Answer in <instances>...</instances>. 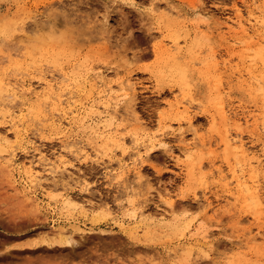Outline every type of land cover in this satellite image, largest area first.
<instances>
[{"label":"rangeland","instance_id":"obj_1","mask_svg":"<svg viewBox=\"0 0 264 264\" xmlns=\"http://www.w3.org/2000/svg\"><path fill=\"white\" fill-rule=\"evenodd\" d=\"M254 1L232 0V4L239 6L246 16L249 8L262 3L264 5V0L253 3ZM53 2L54 0H0V4L10 5L6 11L11 14L14 21L23 20L29 15L34 16L42 12L44 6ZM159 2L163 3L165 0H159ZM188 2L196 4L199 0H188ZM216 2L217 0H213V3ZM219 2L223 4L225 0H219ZM11 5L18 6L12 7ZM236 8L222 7L210 13L208 9H205L204 12L191 16L185 12L183 18L179 16L162 17L154 22L155 27L150 29V35L144 36L146 41H151L154 44L152 55L154 62L148 66V72L137 73V80L144 83V90H134V92L139 91L142 97L138 106L140 111L145 109V101L154 109V112L148 114L146 128H141L139 123H132L129 119L127 123H130L131 127L125 131L123 120L112 119L109 115L99 118L97 116L100 110L99 98H96L93 126L96 122L104 120L113 127L119 128V132L124 136L122 140L110 141L98 149L93 148V142L96 143L98 139L91 131L92 124L87 122V118L92 115L91 107H85L69 116L76 120L74 127H67L70 137L49 127L45 135L56 137V139L41 141L35 138L36 144L42 145L45 149L43 159L34 152L30 154L13 153L14 161L10 165L8 155L0 157V205L7 204L8 208L7 211L0 209V242L7 245L11 241L21 245L8 252L0 248V264L32 262L43 257L49 248L56 245L57 241L59 242V256L66 260H72L73 264H76L73 258H84L85 253L82 250V245L88 244L89 241L96 245L101 243L105 245L118 244L122 249L132 247L126 243L127 238L122 235L123 232L138 240L154 241L158 250L163 252V258L175 260L177 264H182L186 259L184 253L188 250H194L197 253L203 250L207 251L209 255L215 253L214 259L219 264H259L262 259L260 250L264 248V236H258L257 233L260 228H264V214L254 215L253 207L245 198H240L237 192L234 195L231 193L236 189L233 169H237L239 172L242 166L237 161L238 158L226 149L222 138L223 132L230 130L229 132L235 133L237 129L235 124L231 123L232 126H230L223 122L217 104L218 100H223L227 109H231L229 111L231 113H233L232 111L241 113L244 110L261 112L260 109L264 108V96L252 92V95L249 94L247 87H243L246 85L239 81L249 77L248 70L263 72L264 65L250 63L249 61L252 60L248 59L247 53L250 49L245 47L246 44L236 42L231 36L235 32L229 33L227 25L228 22L232 23L230 17L235 16ZM3 16L4 13L0 12V19ZM205 21L213 26L214 32L205 26ZM173 40H178V45L173 44ZM111 41V35H106L104 31H98L88 37L87 44L76 38L77 46L73 48L70 44L63 53L67 71L72 79L91 84L89 78L99 76L95 72V65L103 61L105 67L108 68L106 76L112 81L122 80V65L116 59V53H110ZM157 41L158 43H156ZM243 52L245 55L242 54ZM169 57V60L182 62L188 66V69L184 68L187 83H183L182 79L179 80L180 76L173 71L169 65L170 62L167 65ZM214 57H217L216 61H220V66L212 65L216 62ZM26 69L27 64L25 63L24 68L20 70L21 77ZM113 73L115 74L113 75ZM238 74L241 75L240 79H237ZM4 77L3 82L9 80L7 75ZM219 77L222 80V87ZM99 78L103 79L104 77ZM16 80L18 79H12V82ZM154 80L172 85V87L162 88L158 92H150L149 89ZM19 82L24 84L23 79H19ZM28 86H32L30 82ZM113 86L115 87V85ZM115 90L120 91L119 88ZM118 99L120 98L109 93L108 97L104 98V102L110 104L111 110L114 111ZM180 101L189 106V115L192 116L193 122L190 124L193 130H189V122L185 121L186 119L179 120L182 115L180 111L184 108L181 104V109H177V103ZM156 104L160 105L159 109L155 108ZM9 106L17 114L15 107ZM60 108H64L66 111L63 104ZM161 110L164 111L162 117L159 115ZM212 113L216 117H212ZM154 114L155 119L152 118ZM4 125H13L15 128H19L21 141L27 140L31 135L32 124L29 120L24 124L25 126L17 127L10 116H0V127ZM229 127L231 128L228 129ZM157 128L162 129L159 138L149 143L155 147L157 159H161L165 155L164 150L159 148V143L171 145L175 141V147H173L175 159L170 165L173 169V176L170 178H175L177 181L181 179L189 181L194 188H198L203 183L207 191L201 190L198 193L202 196L200 201L181 202L177 200L180 207H177L176 204L167 206L162 204L161 209H155L149 204L138 206L139 200L135 195L136 186L132 178L137 174V170L143 171V166L137 168L135 156H131V153H128L131 159L122 156L121 148L123 145L132 146L133 137L127 134L129 132L134 135L139 134L141 144L138 147L143 148L142 141L147 133H156ZM163 129H171L173 134L168 135ZM182 129L183 131H181ZM241 130H243V136L251 155H261L259 151H256V146L260 141H264L263 124L244 122ZM251 132L255 136H251ZM177 136L180 137L179 140L176 139ZM8 138L15 139V136L9 133ZM193 141L197 142V146L193 148L189 156H186L183 151L185 145L187 143L193 145ZM83 144L92 148L95 155L103 162L98 166L102 169L101 171L93 169L94 177L84 176L88 185L87 191H79L85 185L72 180H69L72 189L69 191L64 188L63 179L59 184L49 187V184L57 176L67 178L68 175L75 176L77 174L70 168L68 173H65L61 170L65 166L76 164L80 173H84L85 169L89 167L87 164L81 167L77 162L79 157L74 158V153H78L79 149L84 146ZM52 145H57V147L52 150ZM1 146L6 149L11 147L3 142L0 143ZM68 149L70 151H66ZM53 151L62 155L63 159L59 160V157L52 154ZM182 151L184 154L181 155ZM21 155L24 159L19 158ZM167 158L173 159L172 156ZM47 162H55L59 166L49 170ZM194 162L202 163L204 168L201 170L198 167L201 171L195 168L194 172L190 173V163ZM23 164L26 166L34 164L35 170L40 175L39 184L34 183L26 174L25 168L21 166ZM122 171L124 173L120 175ZM259 173L261 192L264 197V165ZM5 186L7 190H5ZM57 189L60 195L53 199L50 194H54ZM167 191H178V189H167ZM67 196L72 198L69 204H66L64 200ZM207 196H210L212 201L211 207L208 206ZM130 200L131 204H129ZM77 204L80 205L79 209L74 207ZM133 210L139 214L138 221L132 216L126 215L129 212L133 213ZM117 211L119 216L115 214ZM141 217L146 221H141ZM213 221L222 225L223 230L216 228ZM254 225L258 226L256 233L252 231ZM61 227H64L66 231L59 232L58 229ZM135 227L144 228L133 232ZM248 236L251 238L246 239ZM69 238L72 240L71 245H67ZM45 241L49 248L44 247ZM27 245H32V247H27ZM33 253H38V256Z\"/></svg>","mask_w":264,"mask_h":264},{"label":"snow or ice","instance_id":"obj_2","mask_svg":"<svg viewBox=\"0 0 264 264\" xmlns=\"http://www.w3.org/2000/svg\"><path fill=\"white\" fill-rule=\"evenodd\" d=\"M11 6L17 7L18 5ZM9 7L8 4H0V12L4 13L3 18L0 19V97H2L0 103L14 106L17 115L28 119L32 128L31 135L27 140L21 141L19 128H15L13 125L0 127V142L11 145L7 149L0 148V151H7L9 156L12 153L30 154L34 152L43 159L45 149L42 145L36 144L35 138L41 141L56 139V137L45 135L48 132V125L55 119H60L66 127H74L68 117L85 107H91V110L95 112L96 98H99L100 111L98 114L123 120L125 131L131 127V124L127 123L129 119L132 123H139L141 128L147 127L148 114L154 112V109L145 101V109L140 111L138 106L142 97L140 92H134V89L144 90V83L137 80V73L148 72V66L154 62L152 59L154 44L151 41H146L144 36L150 35V29H154V22L158 18H173L174 16L183 18L185 12L191 16L198 15L205 9H208L210 13L222 7L234 9L237 6L232 4V0H225L223 4L219 0L216 3H213V0H199L196 4L189 3L188 0H165L163 3L159 0H139V2L137 0H54L53 3L44 6L42 12L15 21L6 11ZM98 31H104L106 35H111L110 53H116V59L122 65L123 79L112 81L106 76L108 68L101 61L95 65V72L99 76L89 78L91 84L82 80H73L67 71L63 53L70 44L73 48L77 46L76 38L87 44L88 37ZM25 63L27 69L24 70L21 77L20 70L24 68ZM129 73L131 74L129 75ZM5 75L9 79L7 95L3 94ZM12 79H23L24 87L21 88L17 83L15 92H13L11 90ZM29 82L31 87L28 86ZM168 87H172V85L154 80L149 91L158 92L162 88ZM116 88H119L120 91L117 92ZM17 93L19 94L17 95ZM109 93L120 98L116 102L114 111L111 110L110 104L104 102V98L108 97ZM61 104L65 106L66 111H61ZM155 108L159 109L160 105L156 104ZM106 109L109 111L106 112ZM159 115L162 117L164 111L161 110ZM152 118L155 119V114ZM161 130V128L156 129L157 139ZM189 130H193L190 122ZM163 131L168 135L173 134L171 129H163ZM9 133L14 135L15 139H9ZM127 134L133 137L132 146L123 145L121 154L127 159L135 156L138 169L143 166V171L138 172L132 178L136 186L135 195L139 200V207L144 204H149L155 209H161L162 204L164 206L176 204L177 207H180L177 200L181 202L201 200L202 196L198 193L201 190L207 191L203 183L198 188H194L189 181L182 179L177 181L175 178H170L173 176V169L170 165L175 159L173 154L175 141L171 145L159 143V148L164 150L165 155L161 159H157L155 147L145 143L143 148H140L138 147L141 144L139 134L134 135L130 132ZM176 139L179 140L180 137L177 136ZM56 147L57 145H52L51 149L54 150ZM66 151H70V149ZM256 151L261 153V160H264V141L257 144ZM128 153H131V156ZM52 154L63 159L59 153L53 151ZM77 156L79 157L77 162L81 167L85 164L89 165L84 173L79 172L76 164L65 166L61 169L62 171L68 173L70 168L77 174L75 176L68 175L67 178L57 176L49 184V187L59 184L63 179L65 189L72 190L69 184V180H72L85 185L79 191H87L88 185L84 176L94 177L93 169L101 171L102 169L98 166L103 162L87 145L82 146L80 152L74 153V158ZM168 156H172L173 159H168ZM19 158L24 159L23 155ZM53 174L55 175V173ZM167 189H178V191L170 192ZM5 190H7L6 186ZM50 195L56 199L60 192L57 189L54 194ZM129 204H131V200ZM74 207L79 209L80 205L77 204ZM0 209L7 211V204L0 205ZM115 214L119 216L118 211ZM126 215L131 216L133 213L129 212ZM213 223L216 228L223 230L222 225L216 224L215 221ZM257 227L253 226L254 233H256ZM122 235L127 238L126 243L132 247L122 249L118 244L105 245L101 243L96 245L89 241L88 244L82 245V250L85 253L84 258L74 257L73 259L76 264H177L175 260L164 259L163 252L158 250L154 241L138 240L126 232H123ZM257 235L264 236V228H260ZM20 246V244L11 241L7 245L0 242V248H3L5 252ZM27 247H32V245H27ZM44 247L49 248L47 241H45ZM33 255L38 256V253H33ZM184 255L186 259L182 264H219L214 259L215 253L209 255L207 251L203 250L199 253L188 250ZM260 255L262 259L259 264H264V248L260 250ZM24 264H73V261L59 256V242L57 241L56 245L49 248L43 257L32 262H24Z\"/></svg>","mask_w":264,"mask_h":264},{"label":"bare ground","instance_id":"obj_3","mask_svg":"<svg viewBox=\"0 0 264 264\" xmlns=\"http://www.w3.org/2000/svg\"><path fill=\"white\" fill-rule=\"evenodd\" d=\"M257 1L258 0H255L253 3H256ZM262 4L256 5L253 8H249L247 11L248 15H246V16H245V13H243L241 8H239V6H238L236 8L235 16L230 17L231 19L229 18L232 21V23L228 22V25H227L229 28V33L235 32V34H233L231 36H233V38L236 40V42L246 44V46L245 45L244 46L247 47L248 50L250 49L249 51L246 50V51H248L247 52L248 53V59L252 60L249 62L250 63L254 62V63L260 64V65L261 64L264 65V5H262ZM204 24H205V26H207V28L210 31L214 32L213 31L214 28L209 22L205 21ZM205 26H204V28H206ZM220 28H222V27H220ZM173 44L178 45V40H173ZM168 49L170 50L171 48H168ZM244 53L245 52H243L242 54H244ZM247 53H246V55H247ZM169 59H170V57L168 58L167 65H168V62H170L169 65L171 66L173 71L178 73V76H180L179 80L182 79V81H184L183 83H187V75H186V71L184 70V68L188 69L187 68L188 66H185L182 62L178 63L174 60H169ZM171 59H172V57H171ZM216 59H217V57L215 58L214 61H216ZM224 63L226 64V61H224ZM214 64L218 67V66H220L219 65L220 61H216L212 65H214ZM263 68H264V66H263ZM163 69H164V67H163ZM216 69H218V68H216ZM237 73H238V71H237ZM248 73H250L249 77L242 79V80H239V81H241L242 83H244L246 85L243 87H247V89L249 90V94H251V92H252V93H255L256 95H262V97H263L264 96V70H263V72H261V71L257 72L255 70H251V71L248 70ZM238 75H239L238 78L237 77L236 78L240 79L241 75L240 74H238ZM220 78L221 77H219V82L221 84L222 80H220ZM17 83L20 84L21 88L24 87V84L19 82V80H16L13 82L11 81V90L13 92H15ZM218 83H216V84H218ZM8 84H9V80L3 82V85H4L3 94L4 95L8 94V91H9V89L7 87ZM220 84H219V86H220ZM219 86L217 85V87H219ZM222 86H223V84H221V87ZM18 94L19 93H17V95ZM254 97H255V95H254ZM260 98H261V96H260ZM0 99H2V97H0ZM259 101H261V100H259ZM181 104L183 105L184 108L180 111L182 115L179 118V120L180 119H183V120L186 119L185 121H188L191 123L192 122V116L189 115L190 114L189 113V106L186 105L185 103H183L182 101H180L177 103V106H176L177 109H179V110L181 109ZM217 104L219 105V108H220L219 111L221 112V118H222L223 122L226 124L227 123L230 124V126H232L231 123L233 125L235 124L236 129H237L236 132L234 131L235 133H232V131L229 132L230 130L223 132V138H222L224 140V144H225L224 146H226V149H228V151L232 155H235V157L238 158L237 161L239 163H241V166H242V168L240 169L239 172L237 171V169H233L234 180L236 181V189H235V191H232V189H230V191H232L231 193L233 195L237 192V194L240 198H245V200H247L248 203L253 207V209L255 211L254 215L264 214V197L262 196L261 182H260V177H259V174H260L259 171H260L261 167L264 165V160H261V155H251V152L249 151V148L247 146V142L245 141L244 136H243V130H241L242 124L244 122H246L247 124H249L251 122L254 124L255 123L256 124L262 123L263 127H264V108H263L264 106L263 107L261 106L263 108V109H260L261 112H258V111L254 112V110L253 111L244 110L241 113L238 111H232L233 113H231V112H229L231 109L230 110L227 109V105L225 104V102L223 100H218ZM61 105H60V107H61ZM60 109H61V111H65L64 108L63 109L60 108ZM99 111H98V113H99ZM0 116H5V117L10 116L13 119V122L16 124L17 127H19L20 125L26 124L27 120H28L26 118L19 117L17 114H15L13 112V109L11 110L9 105L4 104V103H0ZM97 116L99 118L103 117V116H100L99 114H97ZM211 116L214 117L215 115L212 113ZM68 119H70L73 122V125L76 123L75 119L70 118V117H68ZM87 122H90V124H92L91 131L93 132V134L98 139V141L96 143L93 142V148H95V149L101 148L102 146L109 143L110 141H116L117 142V141H120L124 138V136L119 132L118 127L115 128L111 124H109L108 122H105L104 120L101 122H96V124L93 126V111H92V115L89 118H87ZM49 127L61 131L66 137L71 136L68 133V128L63 124V121L60 119H55L51 124L48 125V128ZM230 128L231 127H229L228 129H230ZM250 134H251V136L254 135L253 132H251ZM255 134H257L256 131H255ZM156 138H157L156 133L148 132L145 139H143V141H142L143 142L142 145L144 146L145 143H147V144L152 143L154 141V139H156ZM70 143L72 144V141ZM71 144H70V146H71ZM191 144L189 145L187 143V145H185V150H183V151H185L186 156H189L192 153L193 148H195L197 146V142H194L193 145H191ZM66 145H67V142H66ZM71 147L73 148V146H71ZM0 148H3V147L1 146ZM4 149H6V148H4ZM74 149H78V148H74ZM80 150H82V147L79 149V152H80ZM183 151L181 152V155H182ZM5 155H8L7 151H0V157H3ZM178 157H180V156H178ZM7 158L9 159V164L12 163L14 161L13 160L14 159L13 153L10 156L8 155ZM134 160L136 161L135 157H134ZM64 161H65V159H64ZM238 162H237V164H239ZM50 163L51 162L46 163L47 166L49 167V170H50V168H53V167L55 168V167L59 166L55 162L51 163V165H50ZM33 165L30 164V165L26 166V164H23L21 166H23V168H25L24 171L31 178V180L34 183L39 184L40 183L39 182V179H40L39 176L40 175H39L38 171L35 170ZM121 166L124 167V165H121ZM198 167L201 168V170H202V168H204L203 164L200 162L190 163V168H189L190 173L194 172V169L198 168ZM138 172H139V170L136 171V173H138ZM123 173L124 172L122 171L120 175H122ZM199 175H201V174H199ZM201 176H203V175H201ZM64 200H65L66 204H69L71 202L72 198L67 196ZM207 201H208V206L212 205V201L210 199V196H207ZM131 216L133 217V219L138 221L139 214L136 210L133 212V215H131ZM140 220L146 221L143 217H141ZM143 228L144 227H135V229L133 228V230H134L133 232H138L140 229H143ZM58 231L62 233V232H65L66 229L64 227H61L58 229ZM249 238H251V237L250 236L246 237V239H249ZM253 239H256V238H253ZM252 240H250V241H252ZM69 241L72 242V240L70 238L67 239V245H71V243H69Z\"/></svg>","mask_w":264,"mask_h":264}]
</instances>
